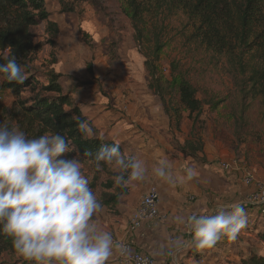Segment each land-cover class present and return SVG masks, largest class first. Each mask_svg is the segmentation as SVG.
Segmentation results:
<instances>
[{"label": "trees", "instance_id": "1", "mask_svg": "<svg viewBox=\"0 0 264 264\" xmlns=\"http://www.w3.org/2000/svg\"><path fill=\"white\" fill-rule=\"evenodd\" d=\"M63 12L73 13L74 8L65 0H55ZM121 14L132 26L133 42L143 58L146 86L158 99L162 112L168 120L169 134L174 150L194 161L203 153L201 120L204 106L216 107V103L197 98V91L189 82L186 72L179 62H171L169 75H163L160 55L166 46L162 36L164 27L159 19L174 12L183 14L190 23L187 37L190 44L223 60L226 70L234 82L239 96L246 100L264 101V0H116ZM46 0H0V63L12 52L17 63L23 68L26 79L23 83L7 82L1 79V88L13 98L9 107L0 104V123L7 122L10 128H19L28 138H36L48 132L65 136L76 152L65 154L67 158L77 155L81 164L91 169L89 186L95 193L102 208L115 214L122 197L128 194L127 184L116 185L114 178L121 174L114 165L101 162L96 168L93 157L102 146H110L114 141L105 140L81 113L69 93H65L61 76L51 67L56 58H51L44 73L43 82L36 77L33 66L37 54L44 45L55 50L59 35L56 23L49 20L45 8ZM45 23L44 43H34L31 30ZM83 37L86 34L82 33ZM9 47H11L9 49ZM53 50V51H54ZM87 70L92 74L91 64ZM28 93L29 97H23ZM79 116L92 128L93 135L86 137L76 127L71 118ZM190 123L189 134L183 144L175 142L184 121ZM123 157L122 147L119 145ZM91 154V155H88ZM104 175L105 180L100 181ZM127 178V173H124ZM257 210L244 205V211ZM258 212V210H257ZM256 238L262 244L263 253L248 251L242 264H264V236ZM17 257L11 239L0 234V256ZM19 262H16V264Z\"/></svg>", "mask_w": 264, "mask_h": 264}, {"label": "crops", "instance_id": "2", "mask_svg": "<svg viewBox=\"0 0 264 264\" xmlns=\"http://www.w3.org/2000/svg\"><path fill=\"white\" fill-rule=\"evenodd\" d=\"M67 38L66 34L62 41L68 43L67 48L56 54V63L51 67L61 76L59 82L65 93L72 96L74 104L100 136L118 143L127 158L142 160L146 169L143 180L128 182V194L120 199L115 214L101 209L94 217L98 227L110 232L117 245L107 264H118L117 256L122 243L131 244L135 251L151 257L155 264H197L199 260L202 261L198 264H242L248 251L263 253L262 244L256 236H264V217L257 210L245 211L246 227L235 240L222 238L212 248H194L188 229L176 218L193 211L215 214L219 207L229 208L234 204L244 208L243 198L254 191V186L240 182L237 172L221 174L210 163L199 166L188 157L174 156L168 120L158 99L147 89L143 63L138 69L143 81L113 86L107 83L111 82L110 68L107 70L110 73L108 80L104 82L100 78L102 74L93 71L89 74L87 65L96 56L84 46H79L78 52H75ZM58 41L56 39L55 48L61 42L60 39ZM81 80L86 81L85 85L78 82ZM164 161L168 162L171 182L156 176L153 171ZM188 168L193 169L196 175L190 181L185 179L181 182ZM152 185L159 193L160 218L145 222L131 231V216L142 195ZM201 253L203 256L208 254L210 258H197ZM17 259V264H31L20 256Z\"/></svg>", "mask_w": 264, "mask_h": 264}, {"label": "clouds", "instance_id": "3", "mask_svg": "<svg viewBox=\"0 0 264 264\" xmlns=\"http://www.w3.org/2000/svg\"><path fill=\"white\" fill-rule=\"evenodd\" d=\"M4 59L0 78L23 83L26 76L16 56L9 52ZM71 119L82 135H93L86 121L79 116ZM73 152L75 146L60 133L28 138L18 127L0 124V234L10 238L15 253L31 264H107L117 247L112 234L94 220L102 204L82 174L77 155H65ZM93 159L97 169L103 162L121 170L114 178L118 186L145 177L143 161L123 157L118 143L102 146ZM153 171L171 182L167 161ZM195 175L188 168L181 182ZM176 219L188 229L191 244L199 250L212 248L222 238L235 240L247 224L239 204L221 206L215 214L193 211Z\"/></svg>", "mask_w": 264, "mask_h": 264}, {"label": "rangeland", "instance_id": "4", "mask_svg": "<svg viewBox=\"0 0 264 264\" xmlns=\"http://www.w3.org/2000/svg\"><path fill=\"white\" fill-rule=\"evenodd\" d=\"M65 1L73 6V13L63 12L55 0H46L45 8L50 15L49 20L59 27L57 42L59 39L61 42L57 44L55 50L44 45L37 54V60L33 65L37 70V79L41 82L45 81L44 73L51 58L67 48L68 43H62L67 34L69 37L67 39L70 40L68 41L71 42L75 52H78L79 46H84L93 52L96 58L89 63L91 70L95 74H102L100 78L101 80L103 78V82L108 80L110 73H112L111 82L107 83L113 86L134 83L136 80L143 81L142 74L138 72L142 67L143 58L133 42L131 23L121 14L119 3L116 0ZM158 23L164 27L159 36H162L166 44L160 55L159 64L163 75H169L171 62H179L189 82L196 89L197 98L205 102L210 101L212 104L216 103V107L204 106L200 117L203 153L199 158L205 163L191 160L199 166L210 163L221 174L229 173L221 171L219 164L236 162L237 169L234 172H237V179L240 182H242V174L249 172L254 176L256 183L264 188V101L242 99L226 70L224 61L217 60L212 54L188 42L187 37L191 28L183 14L174 12L172 15H164ZM45 26V23H40L31 30L34 43L45 42ZM82 33L86 34V37H83ZM78 82L81 85L86 83L85 80ZM103 85L106 87L105 83ZM23 97L27 98L29 94L26 93ZM12 101V96L1 88L0 79V104L9 107ZM189 129L190 123L185 120L175 142L183 144ZM171 147L175 152L174 156H179L180 154L174 150L173 143ZM81 166L82 174L91 182L93 174L91 169L83 164ZM113 168L119 170L115 166ZM104 180L103 175L100 181ZM100 192L99 189L96 190L95 195L99 197ZM200 257L205 259L208 254L204 253L203 256L201 253L197 258ZM200 261L202 260L197 264ZM16 262H18L17 257L0 256V264H16Z\"/></svg>", "mask_w": 264, "mask_h": 264}, {"label": "built area", "instance_id": "5", "mask_svg": "<svg viewBox=\"0 0 264 264\" xmlns=\"http://www.w3.org/2000/svg\"><path fill=\"white\" fill-rule=\"evenodd\" d=\"M225 173L234 172L237 169L236 162H225L218 165ZM242 183L254 186V191L246 196L243 205L251 206L258 210L260 216L264 217V188L256 183L254 176L249 172L242 174ZM159 193L155 186H150L139 200L135 213L131 216L129 228L131 231L140 228L145 222L160 218L158 204ZM119 247L118 264H155L154 260L133 249L129 243H122Z\"/></svg>", "mask_w": 264, "mask_h": 264}]
</instances>
